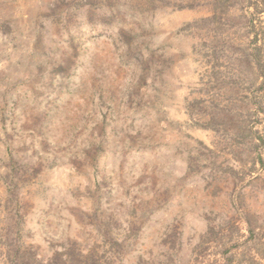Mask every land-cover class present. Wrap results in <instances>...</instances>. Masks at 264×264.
<instances>
[{
  "label": "rangeland",
  "instance_id": "obj_1",
  "mask_svg": "<svg viewBox=\"0 0 264 264\" xmlns=\"http://www.w3.org/2000/svg\"><path fill=\"white\" fill-rule=\"evenodd\" d=\"M263 30L264 0H0V264H264Z\"/></svg>",
  "mask_w": 264,
  "mask_h": 264
},
{
  "label": "trees",
  "instance_id": "obj_2",
  "mask_svg": "<svg viewBox=\"0 0 264 264\" xmlns=\"http://www.w3.org/2000/svg\"><path fill=\"white\" fill-rule=\"evenodd\" d=\"M262 45L255 46L254 52L251 54L254 57V60L257 62L258 65L264 66V56H262V52L264 51V30L262 31Z\"/></svg>",
  "mask_w": 264,
  "mask_h": 264
}]
</instances>
